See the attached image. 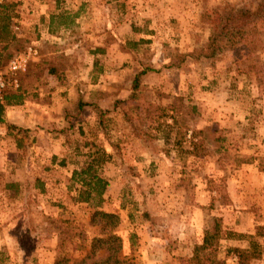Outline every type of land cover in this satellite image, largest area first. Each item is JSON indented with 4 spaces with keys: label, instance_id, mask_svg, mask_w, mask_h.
<instances>
[{
    "label": "rangeland",
    "instance_id": "obj_1",
    "mask_svg": "<svg viewBox=\"0 0 264 264\" xmlns=\"http://www.w3.org/2000/svg\"><path fill=\"white\" fill-rule=\"evenodd\" d=\"M260 1L51 0L45 9L60 14L53 25L68 27L49 35L27 28L37 0H0L19 37L4 62L28 45L38 50L17 74L27 94L10 111L30 132L18 146L15 131L0 123V264L83 254L100 233L90 223L96 205L118 215L121 255L134 264H200L194 247L205 235L213 236L212 258L236 264L228 248H246L259 230L262 252L251 263L264 264V26L215 57L194 54L208 41L210 12L254 11ZM102 16L109 18L104 31ZM132 21L148 30L129 33ZM141 34L146 42L130 40L131 56L106 47ZM98 42L111 56L94 51ZM118 90L127 95L115 104ZM148 103L169 108L166 123L174 127L146 116ZM77 114L80 126L72 124ZM97 148L107 186L101 201L76 202L80 184L70 170Z\"/></svg>",
    "mask_w": 264,
    "mask_h": 264
},
{
    "label": "trees",
    "instance_id": "obj_2",
    "mask_svg": "<svg viewBox=\"0 0 264 264\" xmlns=\"http://www.w3.org/2000/svg\"><path fill=\"white\" fill-rule=\"evenodd\" d=\"M210 21V35L205 46L198 48L194 54L197 57L211 58L215 57L225 49L233 48L242 39H254L257 34V26H264V2L260 1L257 9H236L231 8L228 12H221L220 9H215L208 15ZM11 15L5 12V9L0 8V67L5 65L4 57H9L5 51L12 44L19 41V37L13 31ZM7 55V56H6ZM185 54L180 60H184ZM193 55V53H191ZM30 64V63H29ZM48 72H52V69H48ZM24 73V72H22ZM21 74V73H19ZM143 74V71L138 73L131 83L132 93L130 94L129 100L135 99L139 86V77ZM24 89L19 85L15 89L7 88L3 94V100L0 101V123H5L9 134H12L16 141V144L20 146V136L30 132L27 128H22L14 124L6 122L4 118V111L6 106L21 104L26 96ZM120 101H115L117 104ZM114 104V105H115ZM82 104H79V110ZM175 108L173 111H178ZM171 108V109H173ZM169 108H164L160 105L148 103L145 114L148 117H160L163 122L166 123L167 111ZM77 111V112H78ZM79 120V114L72 118V124ZM173 123H166L167 127H174ZM157 127L161 128L160 123ZM23 137V136H22ZM103 149L97 148L94 154H90L88 161L79 169H73L71 173V179L74 182L79 183L80 187L77 189L76 202H89L93 196L99 197L101 201L102 194L107 186V181L100 176L97 172L98 166L104 161ZM90 223L98 225L100 227V233L90 239L88 244L83 248L84 253L78 257L63 256L57 258L53 264H134L131 259L123 257L121 255L122 241L121 237L114 232V228L118 226L119 217L113 212H107L96 208L91 214ZM262 235L261 230L256 231L253 234L248 235L250 238L248 246L246 248L230 247L228 251H232L237 256L236 264H252V258H258L261 256L260 243L256 240V236ZM211 235H205L202 243L194 247V260L200 264H224L221 259L212 258L211 255L206 251L209 249ZM216 240V239H215ZM81 248V247H80Z\"/></svg>",
    "mask_w": 264,
    "mask_h": 264
},
{
    "label": "crops",
    "instance_id": "obj_3",
    "mask_svg": "<svg viewBox=\"0 0 264 264\" xmlns=\"http://www.w3.org/2000/svg\"><path fill=\"white\" fill-rule=\"evenodd\" d=\"M55 1H57V0H55ZM51 0H37V2H36V4L34 5L35 6V8H34V12H33V14L32 15H34V20H33V23L31 22L30 24H32L31 25V27H27L28 29H32V31H36V32H42V30H44L47 34H49V35H52V33H57V30H58V32L60 31V29H67V25H65V24H61V23H58V24H55L56 26H54L53 24L55 23L54 21H55V19L56 18H59V16H60V14H59V10L57 11V10H55V12H51V11H49V12H47V10L45 9V8H52L51 7ZM62 15V14H61ZM74 15H75V13H74ZM76 16L78 17V18H82V16L79 14L78 15V12H76ZM107 19H109L107 16H102V21H101V23H102V28L101 29H99V30H102V31H104L105 30V28L107 27L106 26V22H108L109 20H107ZM25 20V19H24ZM116 20H120L118 17L116 18ZM20 22H22V19H20ZM115 22V21H114ZM120 22V23H119ZM123 21L122 20H120V21H118V24H121ZM133 22V21H132ZM132 22H129L128 24L130 25V31H129V33H132V32H134L135 30H137V31H140V29H143V30H145V31H147L148 29L146 28V26H143V25H141V27H139V28H136V24H134V22L132 23ZM148 23H149V21H148ZM111 26V25H110ZM148 28H153V29H150V33H153V32H155L154 31V29H155V27H149L148 26ZM111 29H114V27L113 26H111ZM117 29V28H116ZM96 30V29H95ZM99 30H97V31H99ZM95 31H92V33H94ZM114 35L116 36V34L114 33ZM38 36V35H37ZM118 36V35H117ZM116 36V37H117ZM39 38H40V35L38 36ZM147 35H144V34H141L137 39H133V38H131L130 36H125V35H123V39L121 40V42H120V40H118V42L119 43H115V40H114V42L113 43H110V44H108V46H106V47H109V46H111V47H113L114 49H115V51H118V50H120V51H122L121 53H125L126 55H129V56H131V54H133V53H131V48H129L128 46V44H130V40H135L134 42H132V45H137V43L138 44H140V43H142L143 41L144 42H146V39H147ZM152 37V36H151ZM116 39H118V38H116ZM127 46L128 48H125L124 46ZM104 44L103 43H101V42H98V43H96V45L95 46H93L92 48H94L95 50L94 51H97V52H99V53H103L105 56H111L108 52H106L105 53V49H104ZM151 57H153V56H151ZM155 57H158V56H156V55H154V57L153 58H155ZM159 58V57H158ZM110 60H113L114 61V64L115 63H117V62H121L120 60H117V56H113L112 58H110ZM153 60V59H152ZM101 79H103V78H101ZM76 81V80H75ZM132 83V82H131ZM130 87H131V84L129 85ZM70 89H72V88H70ZM73 91V90H72ZM124 90H118V91H116V93H114V100H113V102H115V100H119L121 97H123V96H125V95H127V94H123L124 92H123ZM77 92H75V94H76ZM75 96V95H74ZM77 101H78V99H77ZM72 104V103H71ZM77 104V103H76ZM98 105V104H97ZM24 106V105H23ZM99 107L101 106V105H98ZM18 107H20V104H18V105H10V106H6V108H5V111H4V118H5V120H6V122H8V123H11V124H14V125H16V126H22L21 125V120H22V116H18V114H12V115H10V111H12V109H15V108H18ZM79 107V106H78ZM83 105L81 106V108L83 109ZM42 111L44 112L45 111V108H42ZM13 112V111H12ZM77 125L78 126H80V125H82V124H84L83 122H80V119L79 120H77ZM2 124H4L5 125V123H2ZM30 124H34V123H29V124H27V126L26 127H31L30 126ZM5 127H6V125H5ZM5 158L7 157V155L6 156H4ZM76 169V168H75ZM77 169H79V167H77ZM72 170L73 169H71L70 170V173H72Z\"/></svg>",
    "mask_w": 264,
    "mask_h": 264
},
{
    "label": "built area",
    "instance_id": "obj_4",
    "mask_svg": "<svg viewBox=\"0 0 264 264\" xmlns=\"http://www.w3.org/2000/svg\"><path fill=\"white\" fill-rule=\"evenodd\" d=\"M38 57V50L32 45L11 55L5 65L0 67V101L3 100L7 88L15 89L19 86L17 74L25 72L29 63Z\"/></svg>",
    "mask_w": 264,
    "mask_h": 264
}]
</instances>
